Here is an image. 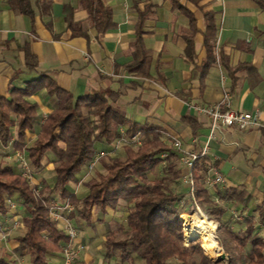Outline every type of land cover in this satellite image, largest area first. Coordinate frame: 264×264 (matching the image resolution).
Returning <instances> with one entry per match:
<instances>
[{
	"label": "trees",
	"instance_id": "obj_1",
	"mask_svg": "<svg viewBox=\"0 0 264 264\" xmlns=\"http://www.w3.org/2000/svg\"><path fill=\"white\" fill-rule=\"evenodd\" d=\"M170 1L190 19L191 30L185 38L186 55L188 59H192L195 36L200 29L196 14L187 3L198 7L203 0H185L186 4L181 0ZM254 1L264 9V0ZM10 3L16 12L35 18L32 0H11ZM36 5L40 16L52 15V0H36ZM81 6L88 12L90 26L85 22L75 21L74 8L65 6L66 21L72 36L87 38L92 28L99 35L115 27L114 11L107 0H81ZM153 6L148 5L140 10L136 22L134 60L126 65V69L136 76H150L151 56L144 38L148 33L146 21L153 12ZM204 18L206 24L203 34L207 57L200 67L203 77L218 61L215 13L206 12ZM25 52L27 68L38 71V57L29 45H26ZM224 65L235 82L239 67H232L228 63ZM39 74V77L27 81L24 87H15L8 96L0 97V144L12 147L15 151H25L36 171L44 170V158L51 153L55 176L54 185L49 192H58L65 202L74 206L77 217L89 225H94L93 217L97 209L103 212L117 210L121 201H126L131 206L127 219L130 229L126 231L124 239L109 237L106 241L111 251H120L123 262L136 254L145 264H264V236L256 232L253 223H247L246 231H236L224 222L226 202L248 205L251 196L245 187L218 189L216 195L219 201H216L204 183L211 163L208 157L201 156L192 170L193 194L190 193L186 198L187 195L179 189L183 178L182 155L173 146L171 138L164 139L161 126L140 123L126 117L114 107L113 103L117 100L114 93L99 91L75 96L70 90L59 86L47 72L41 71ZM42 89H47L57 99L58 106L47 115L37 130L34 143L29 145L28 132L36 130L40 108L28 97ZM183 120L194 129L199 125L192 115L184 116ZM121 137L129 142L124 146L125 156L104 158L106 173L87 181V195L78 197L71 191L70 185L77 180L82 168L92 163L97 156V144L110 146ZM137 137L140 142L135 147L131 143ZM161 164H164L163 175L155 180L150 179L148 174ZM15 195L20 197L26 212L23 217L26 231L17 238L19 248L27 251L32 264H48V256L63 253L70 238L50 216L47 205L50 197L37 194L26 177L16 172L12 165H2L0 210L7 208L6 197ZM195 203L205 209L210 219L220 223V242L228 255L225 261L218 262L208 257L200 239L185 244L184 225L180 215L182 214L183 220L190 219L192 213L185 212ZM259 220L264 222V201L260 207ZM197 252L200 255L198 262L192 259ZM111 254L112 252L108 253ZM3 262L4 259L0 258V264Z\"/></svg>",
	"mask_w": 264,
	"mask_h": 264
},
{
	"label": "crops",
	"instance_id": "obj_2",
	"mask_svg": "<svg viewBox=\"0 0 264 264\" xmlns=\"http://www.w3.org/2000/svg\"><path fill=\"white\" fill-rule=\"evenodd\" d=\"M10 1L0 0V97L8 96L15 87H24L27 81L39 77L41 71L47 72L59 86L75 96L99 91L114 93L117 100L113 104L119 112L131 120L161 126L165 140L171 138L172 143L181 142L179 151L183 157L188 153H201L212 132L211 118L198 113L193 106L217 104L229 95L230 107L256 112L260 126L216 131L205 157L219 167L226 182L210 191L217 197L218 189L245 187L251 196L248 205L226 202L225 217L260 218L264 201V9L254 0H203L198 7L187 3L196 14L200 29L195 36L192 59L186 55L185 38L191 30L190 19L170 0H107L114 11L115 27L99 35L92 28L87 38L72 36L66 21L65 6L70 5L74 8V20L90 26L81 0H52V15L44 17L40 16L36 0H32L36 12L34 19L16 12ZM181 2L186 4L185 0ZM148 5H154L146 21L148 33L144 38L151 56L150 76L143 77L131 74L126 65L134 60L139 11ZM206 12H214L217 20L218 61L203 77L200 67L207 57L203 34ZM26 45L38 57V71L27 68ZM224 63L239 67L235 82ZM28 99L40 108L36 130L28 132L31 145L37 130L58 104L47 89ZM186 115L196 117L197 129L183 120ZM100 146L102 144L98 143V150ZM8 149L15 152L12 147ZM50 160L52 162L44 170L53 166V157ZM181 164L185 175L186 166L182 161ZM11 212L9 208L0 211V220L9 222H6L9 224L7 239H0V254H4L5 260L2 264H16L11 259L21 253L25 254L23 264H32L30 255L19 248L20 243L14 237L24 227H12ZM87 228L95 232L97 227L94 223ZM84 238L89 246L87 233L78 234L76 243ZM84 256V260H89L87 264L94 259L91 253ZM48 262L64 264L63 253L49 255ZM103 262L104 259H100L94 264Z\"/></svg>",
	"mask_w": 264,
	"mask_h": 264
},
{
	"label": "rangeland",
	"instance_id": "obj_3",
	"mask_svg": "<svg viewBox=\"0 0 264 264\" xmlns=\"http://www.w3.org/2000/svg\"><path fill=\"white\" fill-rule=\"evenodd\" d=\"M139 142H140V140L137 137L135 139V142L131 143V144L136 147L139 144ZM126 144H129V142H127L126 139L121 137L114 144H112L111 147L105 146V145L100 146V148L98 150V154L95 157V159L93 160V162L84 166L82 168V170L78 173L77 180L72 184V190L71 191H75L74 193L80 197L82 195H87L88 189L85 186V183L87 181H89L90 179H92L93 177H98L101 173H103V174L106 173V168L103 165V159L113 157V156L124 157L125 156L124 146ZM5 148H7V149H5ZM5 148L0 146V166L5 165V164H10L14 167L16 172L21 173V175H22V171H21V168H20V165H19V162H18V159H17L15 152L13 150H9L8 149L9 147H5ZM27 156H28V154H27ZM51 157H53V155L50 153L46 158H44V163H46L45 166H48L52 162L50 160ZM54 166H55V164H53V166L51 168H46L43 171H36L32 168V165H31V170H32L31 171V178L26 177V179L28 180L30 187L33 190H35V192L37 194H39L41 197H50V200L47 201V205L50 209V216L54 221H56L58 223V226L60 227V229L63 230L62 223L68 222L77 229L78 234L82 233V235H84V233H87L88 240H90L89 246L86 245V238H84V239H82V241H80L79 244L84 245V248L81 250L80 253H82L84 250H85V252L80 255V257L78 258V261L75 264H87L89 260L88 259L84 260L85 259L84 255L86 253H91L92 257H94V259L89 264H94V263L98 262L100 259H104L103 264H145V261L142 258L138 257L136 254H132V257L129 260L123 262L120 259V251L119 250L111 251L109 249V247H107V243H106V241L109 237L114 238L115 240L124 239L126 237V231L130 229L128 226L127 219H128V215L131 211V206L126 201L123 200V201H121L120 206L117 210L109 209L108 211L103 212V211H100L99 209H97L95 214H94V217H93V222L95 223L97 228H96L95 232H93L90 228H87L88 227L87 223L83 222L79 217H77V215L75 214V211H74V206L72 204L65 202L61 198V196L59 195L58 192H56V191L51 192V193L49 192L50 190H52V186L54 185V176H55ZM163 166H164V164H161L154 171L150 172L148 174L149 178L152 180L160 178L163 175ZM22 176H24V175H22ZM179 189H180V191H182L184 194L187 195V196H185L186 198L189 197L190 191H191L190 185L183 182V180H182L181 185L179 186ZM8 197H10V196H7L6 198H8ZM12 199L15 202V208L11 209V211H12L11 214H13L11 222H14L15 217L19 215V220H21L23 222V226H20V227L25 228L23 217L26 214V212H25V210L24 211L22 210L24 208H22L23 206H22L20 197L18 195H15L12 197ZM44 201L46 202L45 199H44ZM70 206L73 207V210L71 212L68 211V207H70ZM0 211H2V210H0ZM203 211L205 212V209H203ZM53 213H56L59 216V218L57 219L56 214H53ZM187 213L188 214L192 213L191 217H193L194 214H197L196 212H193L192 206L189 207V211H187ZM205 215L209 221H212L215 223V229H214V231H212V233H213V236L216 237L215 239L219 244L220 254L218 256H213L210 253L209 248L207 247V245H205V243L201 237H198V239H196L197 237L192 238V239H194V240L200 239L201 240L204 253L208 257H210L214 261H217L221 255H224L225 258L223 261H225L228 258V255L226 253L225 248L221 245V242H220V237H222V235L219 232V228L221 225L217 221L210 219L209 216L207 215V213H205ZM181 216H182V214L180 215V219L183 221V218ZM199 216H200V214H197V216L194 215V217H196V219H199ZM249 221H251L253 223V225L256 229V232L259 235L264 236V224H260L259 217H257V218L253 217V216H251L249 218H244V217L238 218L236 216L224 217V222L229 224L236 231H246L247 223ZM6 222H8V221L7 220L5 221V224L8 226L9 222L8 223H6ZM60 224H61V226H60ZM183 225H184V223H183ZM24 228H22V231H17L14 234V237H16V239H17V237L22 236L25 233L26 230H24ZM88 231H90V235L88 234ZM184 231H185V238H186L185 244L188 245V243H189V240L187 238L188 236L186 237L187 230L184 228ZM11 236H12V234H10V237ZM87 247H88V249H87ZM248 249H249V246L247 247L246 251ZM109 252H112V254L108 255ZM24 255L25 254L21 253V254H18V257L13 256V257H15V259H11V262L14 261L16 264H23L22 258H24ZM10 257H12V256H10ZM0 258L4 259V254L1 253ZM5 258H6V256H5ZM192 259H194L196 262H198L200 259L199 253L197 252V253L193 254ZM172 261H173V263H176L175 260H172Z\"/></svg>",
	"mask_w": 264,
	"mask_h": 264
},
{
	"label": "built area",
	"instance_id": "obj_4",
	"mask_svg": "<svg viewBox=\"0 0 264 264\" xmlns=\"http://www.w3.org/2000/svg\"><path fill=\"white\" fill-rule=\"evenodd\" d=\"M231 101L230 96L226 95L225 98L213 105L208 104H196L194 105L195 111L198 113L207 115L211 118V134L209 137L208 142L205 144L201 153H188L181 158V161L184 163L187 169V173L183 175V181L190 185L191 191L190 193L193 194L194 191V181L192 177V170L194 168L196 160L201 156H207L209 154V142L212 138H214L216 131L219 128H229L235 127L240 130H245L248 128H255L260 126V120L258 114L256 112L244 111V110H234L230 107ZM136 139V138H135ZM173 146L177 149H181V142L179 140H175L173 142ZM15 154L17 156L22 175L27 178H31V165L28 159L27 153L23 150H16ZM226 182V178L223 172L219 169L217 165L211 163L208 167L206 172L204 183L206 187L211 190L215 189L216 187L224 184ZM213 198L218 201V197L213 196ZM6 207L9 210L15 208V202L12 197H8L5 200ZM1 207V204H0ZM73 207H68V211L71 212ZM193 212H196L200 215H205L202 207L195 203L192 205ZM187 213V212H185ZM56 214V213H53ZM184 214V213H183ZM56 218L58 219L59 216L56 214ZM184 228H185V221L183 220ZM23 226V222L19 219H16L12 225L14 229L20 228ZM9 227L5 224L4 220H0V239H7L8 234L6 231ZM63 231L66 235L69 236V242L63 248V255H64V264H75L78 261V258L81 255V250L84 248V245L76 243V239L78 238V231L77 229L72 226L70 223H63ZM189 240V239H188Z\"/></svg>",
	"mask_w": 264,
	"mask_h": 264
},
{
	"label": "bare ground",
	"instance_id": "obj_5",
	"mask_svg": "<svg viewBox=\"0 0 264 264\" xmlns=\"http://www.w3.org/2000/svg\"><path fill=\"white\" fill-rule=\"evenodd\" d=\"M197 216V214H194ZM191 217L190 219H185V229L187 230L186 237L188 239L201 237L209 248L210 253L213 256H218L220 254V247L216 241V237L213 236L212 231L215 229V223L209 221L206 215H200L199 219L196 217Z\"/></svg>",
	"mask_w": 264,
	"mask_h": 264
},
{
	"label": "water",
	"instance_id": "obj_6",
	"mask_svg": "<svg viewBox=\"0 0 264 264\" xmlns=\"http://www.w3.org/2000/svg\"><path fill=\"white\" fill-rule=\"evenodd\" d=\"M196 239H198V237H197ZM192 240H194V239H189V242L192 241ZM224 258H225L224 255H221V256L218 258L217 261H218V262H219V261H223Z\"/></svg>",
	"mask_w": 264,
	"mask_h": 264
}]
</instances>
